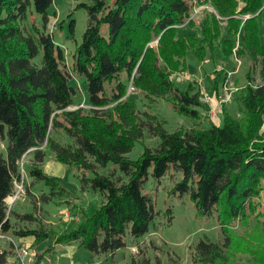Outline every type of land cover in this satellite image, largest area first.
I'll list each match as a JSON object with an SVG mask.
<instances>
[{
	"label": "trees",
	"instance_id": "trees-1",
	"mask_svg": "<svg viewBox=\"0 0 264 264\" xmlns=\"http://www.w3.org/2000/svg\"><path fill=\"white\" fill-rule=\"evenodd\" d=\"M197 2L214 10H206L199 22L192 15ZM54 6L55 0H0V142L7 141L6 155L0 153V234L32 238L34 248L54 237L38 260L54 253L55 246L72 243L95 257L115 254L126 248V239L147 236L158 216L144 189L150 175L161 182L174 171L182 180L172 192L188 195L198 216L217 217L225 235L224 246L201 240L193 260L226 264L232 224L245 226L251 217L260 223L264 216L257 202L264 193V0L81 2L75 10L84 9L88 26L71 61L48 32ZM75 26L72 21V35ZM182 26L191 32L184 33ZM208 50L213 60L218 51L227 60H247V83L234 97L243 119L225 106L220 125L210 118L205 123L201 88L196 82L186 88L174 82L188 70L189 53L204 61ZM219 62L222 73L216 70L209 79L215 92L229 73ZM76 77L86 81L88 108L71 110ZM129 86L150 105L166 100L193 127L170 132L152 112L140 115ZM146 131L158 140L156 147L144 145ZM137 143L144 149L132 160L128 155ZM31 152L29 177L48 190L40 197L43 204L69 197L44 173L52 154L79 174L82 189L102 196L100 206L90 215L82 210L78 221L75 215L59 232L47 230L35 214L13 209L8 214L6 201L23 181L20 162ZM26 192L32 194L29 188ZM13 220L39 226L21 228ZM11 254L0 248V264H8Z\"/></svg>",
	"mask_w": 264,
	"mask_h": 264
},
{
	"label": "rangeland",
	"instance_id": "rangeland-1",
	"mask_svg": "<svg viewBox=\"0 0 264 264\" xmlns=\"http://www.w3.org/2000/svg\"><path fill=\"white\" fill-rule=\"evenodd\" d=\"M205 1V0H201ZM90 3V0H55L54 10L56 17L49 25L48 32L54 35L56 42L61 45L66 51L68 61H71L72 53L77 48L88 26V18L84 9L75 10L78 3ZM213 11L209 4L202 5L197 2L194 4L193 18L195 21H201L206 15L205 11ZM75 21L74 35L70 32V23ZM223 23L227 24V20ZM61 25V26H60ZM181 27L184 33L191 32L185 26ZM181 31V32H182ZM217 60L210 58L209 50L204 61L199 60L192 52L188 55V70L179 73L173 77L178 86L186 88L189 83L196 82L197 86L203 92L202 100L204 101V111L202 116L205 123L207 119H211L217 125L221 124L223 119L222 111L226 106L227 111L237 119H243L244 115L240 111L239 105L235 103L234 97H238L247 83L246 75L249 64L246 59L237 57L231 60L225 59L220 51L215 52ZM224 62V71L227 68L228 78L223 82V78L219 80L220 90L215 92L211 86L210 78L216 70L222 73L220 62ZM219 63V64H217ZM254 73L255 83L260 84V71L256 68ZM73 84L78 91L75 98V105L71 107L73 110L88 108L86 102V81L82 77H76ZM130 84V83H129ZM129 97L131 101L138 103L140 115L143 112H152L159 117L163 122L164 128L170 132L179 130L180 128L189 129L193 127V122L187 120L183 116H178L172 105L166 100H158L150 105L147 100L129 86ZM145 120V118H144ZM147 132V131H146ZM145 146L150 148L156 147L158 140L147 132L143 141ZM7 141L0 142V153L6 155ZM144 147L141 143H137L136 148L128 157L136 160L143 152ZM33 153H28L20 164L21 175L23 178L24 188H22L23 196L16 200L12 209L14 213H32L47 230L59 232L65 230L72 219L76 217V221L83 210L86 214H92L103 201L99 193H93L82 189L79 174L71 169L68 165H63L54 160L52 154H48L43 166L44 173L50 178H54L60 186L69 192V197L64 199V202H51L43 204L40 197L48 190L42 183L33 184L32 179L28 174L29 163L33 159ZM23 164V165H22ZM100 172H103L99 170ZM182 180V174L177 172L168 173L161 182L157 181L150 175L148 181L144 185L145 192L151 196L156 204L158 216L151 225L150 233L141 237L139 240L126 239V248L117 251L113 255L92 256L86 249H79L77 243H72L67 246H55L56 260L60 264H145V259H148L153 264L158 260L162 264H202L193 260L194 252L201 240L217 243L224 246L225 235L221 230L220 223L217 217L204 218L197 215L194 204L190 201L188 195H180L178 191L173 193L175 185ZM18 184L19 186H16ZM15 184V190L21 188V183ZM29 188L31 193L26 192ZM18 189V191H19ZM260 202L258 212L264 215V193L257 199ZM35 205V206H34ZM168 210L170 212L167 214ZM74 220V222H75ZM262 222H254V217L246 221L248 224L243 226L239 222H234L231 226L234 237H232V248L229 249L226 264H264V216ZM15 224L21 228L30 226L37 228L38 224H31L26 221L13 220ZM61 230V231H62ZM17 244L18 238L13 237ZM54 237L48 241L41 243L38 247H32L35 259L46 251L50 244L54 243ZM5 240H2L3 242ZM12 253L14 245L5 241ZM28 245L29 243L25 241ZM2 247V246H1ZM0 247V248H1ZM227 251V250H226ZM48 261L54 263V254L48 253L38 261ZM55 264V263H54Z\"/></svg>",
	"mask_w": 264,
	"mask_h": 264
},
{
	"label": "built area",
	"instance_id": "built-area-1",
	"mask_svg": "<svg viewBox=\"0 0 264 264\" xmlns=\"http://www.w3.org/2000/svg\"><path fill=\"white\" fill-rule=\"evenodd\" d=\"M133 90H135V89H133ZM71 110H73V109L71 108ZM22 161H23V159H22ZM21 162H20V164H21ZM16 186H19V185L16 184ZM20 186H22V187L20 189L17 188L14 191V194L9 196V198L6 201V205L8 208V214L10 213L12 206L16 202V200L21 199L23 196L22 188H24V183L21 182ZM18 189H19V191H18ZM2 240H5V241L9 242L10 244L12 243L14 245L13 251H15V257H16V263L15 264H51L48 261H43V260L37 262L32 250H30V246L23 245V244H17L15 242L14 238H12V237H6V236H2L0 234V243Z\"/></svg>",
	"mask_w": 264,
	"mask_h": 264
},
{
	"label": "crops",
	"instance_id": "crops-1",
	"mask_svg": "<svg viewBox=\"0 0 264 264\" xmlns=\"http://www.w3.org/2000/svg\"><path fill=\"white\" fill-rule=\"evenodd\" d=\"M25 241L29 243V246H30V244H33V243H34V240H33L32 238H25V239H20V240H19V242L22 243V244H26ZM1 246H2V247H1ZM57 246H61V245H57ZM0 247H1L2 249H5V250H8V251H9V246L5 243V241H3V242L0 243ZM56 248H57V247H56ZM56 248H55V251H56ZM53 254H54V263H55V264H60V263L57 262V260H56V255H55V253H53ZM112 255H113V254H112ZM102 256H103V255H102ZM98 257H99V256H98ZM15 263H16L15 253H12L11 256H10V258H9L8 264H15ZM54 263H53V264H54ZM70 264H74V263H70Z\"/></svg>",
	"mask_w": 264,
	"mask_h": 264
}]
</instances>
